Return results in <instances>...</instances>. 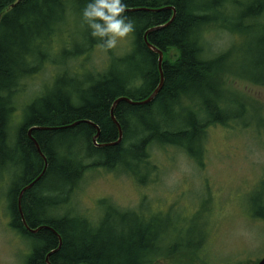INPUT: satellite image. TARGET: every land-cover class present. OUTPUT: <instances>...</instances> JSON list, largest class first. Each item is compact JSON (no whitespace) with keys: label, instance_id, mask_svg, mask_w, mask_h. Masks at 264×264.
I'll use <instances>...</instances> for the list:
<instances>
[{"label":"trees","instance_id":"obj_1","mask_svg":"<svg viewBox=\"0 0 264 264\" xmlns=\"http://www.w3.org/2000/svg\"><path fill=\"white\" fill-rule=\"evenodd\" d=\"M16 1L0 0V183L9 186L10 227L34 240L25 264H154L161 256L172 261L183 250L191 253L178 247L172 235L160 233L159 226L147 224L134 210L110 205L97 221L72 212L49 217L44 214L47 208L59 206L55 196L65 193L67 201L88 169H113L126 163L128 155L143 163L152 142H168L197 159L198 155L182 142L183 137L189 134L200 141L210 124L226 126L238 117L228 112L231 101L224 86L225 76L234 75L264 87V81H256L254 74L234 72L226 64L231 63L226 52L206 55L203 36L208 26L228 28L217 14L224 0H213L216 7H207L201 0H125L126 15L135 25L129 49L122 54L107 50V64L101 69H86L81 73L85 74L82 80L78 72L66 66L80 52L68 53L63 61L56 62L61 68L51 84L22 104L17 117L15 104L23 89L22 80L36 73L49 58L42 47L67 29L72 15H82L88 0ZM232 2L239 4L240 0ZM171 7L175 12L172 21L147 34V41L163 53L160 90L144 105L118 102L113 114L121 126L122 140L116 145L96 146L92 140L94 125L99 129L98 144L118 138L110 117V106L116 98L139 101L157 87L158 55L147 47L143 35L149 28L166 24L173 14ZM249 15L252 27L258 24L264 34V24L259 20L264 17V0H251L241 18ZM101 43L90 38L81 53ZM86 84L89 87L85 90ZM184 100L194 108L183 106ZM238 100L243 105L244 101ZM160 109L167 117L173 114L181 118L182 124L177 128L168 123L166 117L161 118ZM130 135L136 141L126 145ZM34 141L47 158V165L44 174L21 196L27 226L40 228L31 233L22 223L17 197L44 167ZM259 218L264 221V213ZM124 221L128 222L126 227L122 226Z\"/></svg>","mask_w":264,"mask_h":264},{"label":"rangeland","instance_id":"obj_2","mask_svg":"<svg viewBox=\"0 0 264 264\" xmlns=\"http://www.w3.org/2000/svg\"><path fill=\"white\" fill-rule=\"evenodd\" d=\"M212 1L201 0L207 7H216ZM248 6L251 0L222 2L217 14L228 28L208 26L203 36L206 55L226 52L231 61L226 64L234 72L254 74L256 81H264V34L258 24L252 27L251 15L241 18ZM259 20L264 24V17ZM67 25L42 47V53L50 54L47 61L22 80L16 117L22 104L51 84L61 68L56 62L68 53L80 52L66 66L78 72L81 80L86 69H101L107 64L108 52L100 45L81 53L90 38L98 40L90 36L81 14L72 15ZM131 38L130 34L112 50L126 52ZM224 82L230 93L228 112L238 117L226 126L210 124L200 141L189 134L183 137L182 142L197 159L168 142H152L143 163L127 154L126 163L113 169H88L67 201L65 193L55 196L59 206L47 208L44 216L72 212L97 221L110 205L134 210L147 224L159 226L160 233L172 235L178 247L191 250L179 252L172 261L161 256L154 264H257L264 254V221L259 218L264 213V87L234 75L225 76ZM88 87L86 84L84 89ZM182 104L189 103L184 100ZM163 111L160 109V116L168 123L177 128L182 124L181 118L173 114L167 117ZM135 139L130 135L126 145L134 144ZM8 187L0 183V264H25L34 240L9 225Z\"/></svg>","mask_w":264,"mask_h":264},{"label":"clouds","instance_id":"obj_3","mask_svg":"<svg viewBox=\"0 0 264 264\" xmlns=\"http://www.w3.org/2000/svg\"><path fill=\"white\" fill-rule=\"evenodd\" d=\"M125 0H88L82 10V20L90 29V36L102 41L100 47L111 50L135 31L126 15Z\"/></svg>","mask_w":264,"mask_h":264},{"label":"water","instance_id":"obj_4","mask_svg":"<svg viewBox=\"0 0 264 264\" xmlns=\"http://www.w3.org/2000/svg\"><path fill=\"white\" fill-rule=\"evenodd\" d=\"M17 1H18V0H17ZM17 1H16V2H17ZM16 2H15V3H16ZM15 3H14V4H15ZM14 4H12V6H13ZM171 8H172V10H173V14H172L170 20H169L166 24H164V25H160V26H155V27H152V28H149L148 30L145 31V33H144V35H143V38H144V41H145L147 47H148L152 52H154V53H156V54L158 55V70H159V72H160V80H159V83H158L157 87L151 92V94H150L147 98L142 99V100H139V101H133V100H130L129 98H127V97H125V96H122V97H118V98H116V99L113 101L112 105H111L110 117H111L112 121L114 122V124L116 125V127H117V129H118V138H117V140H116L115 142H112V143L98 144V143L96 142V139H97V137H98V135H99V129H98L97 126L94 125V127L96 128V134L92 137V140H93V143H94L96 146H98V147L110 146V145H116V144H118V143L121 142L122 137H123V132H122V129H121V126H120L119 122L116 120V118H115V116H114V114H113V110H114L115 106L118 104V102H120V101H125V102H127V103L134 104V105H144V104H147V103L151 102V101L154 99V97L156 96V94L158 93V91L160 90V88H161V86H162V83H163V73H162V69H161V65H162V61H163V53H162V51H160L159 49H157L156 47H154L153 45H151V44L147 41V34H148L149 32H151V31H154V30H157V29H160V28L164 27L165 25H167L168 23H170V21H172V19L174 18L175 12H174L173 7H171ZM77 123H79V121L74 122V123H72L71 125L66 126V127H72V126L76 125ZM28 134L30 135V130L28 131ZM34 144H35V147H36L38 153L41 154L40 148H39V146H38V144H37L36 141H34ZM41 155H42V154H41ZM42 156H43V155H42ZM42 158H44V156H43ZM44 162H45V163H44V167H43V170L41 171V173H40V174H39V175H38V176H37L32 182H30L28 185H26L24 188H22V189L20 190L19 194H18V197H17V205H18V210H19V212H20V215H21V217H22V223L24 224L25 228H26L28 231H30L31 233H35V232H36L38 229H40V228H37V229H31V228H29V227L27 226V224H26V222H25V220H24V218H23V214H22V212H21V206H20L21 196H22L23 192H24L26 189L30 188V187H31V186H32V185H33V184H34V183H35V182H36V181H37V180H38V179L44 174V171H45V169H46V165H47L45 159H44ZM47 257H48V256H47ZM47 257H46V260H47ZM47 263L50 264L49 262H47ZM257 264H264V254H263V256L261 257V259L259 260V262H258Z\"/></svg>","mask_w":264,"mask_h":264},{"label":"bare ground","instance_id":"obj_5","mask_svg":"<svg viewBox=\"0 0 264 264\" xmlns=\"http://www.w3.org/2000/svg\"><path fill=\"white\" fill-rule=\"evenodd\" d=\"M110 110H111V106H110ZM44 159H45V161H46V163H47V158L46 157H44L43 158V161H44ZM45 163V162H44Z\"/></svg>","mask_w":264,"mask_h":264}]
</instances>
